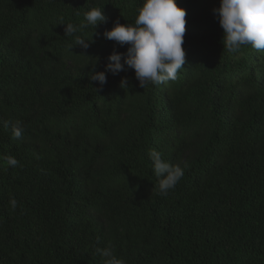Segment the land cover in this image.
Segmentation results:
<instances>
[{"label":"trees","instance_id":"16d2710c","mask_svg":"<svg viewBox=\"0 0 264 264\" xmlns=\"http://www.w3.org/2000/svg\"><path fill=\"white\" fill-rule=\"evenodd\" d=\"M142 3L0 0V157L19 161L0 159V264H103L109 245L126 264H264V50H224L220 0H176L178 78L141 88L134 70L109 72L96 91L128 47L103 33ZM90 6L106 22L78 33L85 49L61 23ZM152 149L184 168L167 195Z\"/></svg>","mask_w":264,"mask_h":264},{"label":"clouds","instance_id":"9594fccd","mask_svg":"<svg viewBox=\"0 0 264 264\" xmlns=\"http://www.w3.org/2000/svg\"><path fill=\"white\" fill-rule=\"evenodd\" d=\"M213 13L223 29L224 50L235 53L247 45L257 51L264 50V0H220L219 7L214 8ZM83 15L84 21L79 26L61 24L66 25L65 36L73 37L75 45L86 49L90 40L78 33L89 27L95 30L99 24L106 22V17L103 8L97 6H90ZM186 15V10L178 7L176 0H143L137 8L134 23L121 24L116 20L112 29L106 30L103 36L121 47L127 45V52L121 54L113 51L107 58L105 71L94 72L91 79L100 85V89L95 90H102L107 83L106 73L118 75L129 69L134 70L141 88L148 84L160 85L175 81L185 64L186 52L182 45ZM125 84L126 80H122L121 86ZM3 127L8 129L9 122L4 121ZM11 132L13 139H20L24 133L22 121L17 120ZM148 155L157 181L155 187L161 195H167L183 178L184 168L169 163L155 149L150 150ZM0 159L10 167L19 165V161L12 155ZM9 204L13 210L17 208L14 197H10ZM97 252L103 258V264H126L123 258L117 257L111 245L98 248Z\"/></svg>","mask_w":264,"mask_h":264},{"label":"bare ground","instance_id":"6f19581e","mask_svg":"<svg viewBox=\"0 0 264 264\" xmlns=\"http://www.w3.org/2000/svg\"><path fill=\"white\" fill-rule=\"evenodd\" d=\"M15 56V55H14Z\"/></svg>","mask_w":264,"mask_h":264}]
</instances>
